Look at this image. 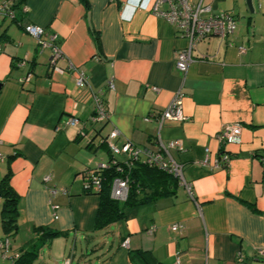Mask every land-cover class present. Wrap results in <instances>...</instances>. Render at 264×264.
Returning a JSON list of instances; mask_svg holds the SVG:
<instances>
[{"label":"crops","instance_id":"1","mask_svg":"<svg viewBox=\"0 0 264 264\" xmlns=\"http://www.w3.org/2000/svg\"><path fill=\"white\" fill-rule=\"evenodd\" d=\"M153 1L26 0L19 23L0 21V182L8 173L19 198L17 232L8 256L0 246V264L33 248L37 227L58 233L50 248L72 240L61 264H103L111 251L104 264H133L129 251L139 249L160 264H264L257 254L264 249V0L252 11L244 0H205L214 12L232 13L237 27L226 38L198 42L185 74L175 58L187 39L152 13ZM28 24L57 34L62 57L54 65L51 51L24 30ZM177 91L185 119L160 126L149 115ZM93 94L103 101L105 121L91 119ZM71 117L78 124L66 123ZM229 124L241 127L239 141L222 144L217 135ZM112 129L118 147L128 141L157 151L181 140V149L163 153L182 165L193 198L179 183L174 195L126 207L123 219L93 233L99 196L85 189L83 172L109 164L102 141ZM221 152L230 157L225 167L215 166ZM2 204L0 196V241ZM176 223L181 229L170 230Z\"/></svg>","mask_w":264,"mask_h":264},{"label":"built area","instance_id":"2","mask_svg":"<svg viewBox=\"0 0 264 264\" xmlns=\"http://www.w3.org/2000/svg\"><path fill=\"white\" fill-rule=\"evenodd\" d=\"M12 0H0V18L6 17L11 19L13 17V11L10 6ZM165 5L164 9L161 6ZM23 11H26L24 6ZM151 11L153 14L163 17L168 21L175 33L179 36L187 39V45L180 49L175 58L176 68L183 74L186 73L189 64L193 61L192 51L198 42L203 40L210 34L218 35L220 38H226L232 35L237 27L236 19L234 15L227 11L214 12L211 5L205 0H154L151 5ZM1 21V19H0ZM24 30L31 35L38 46L46 48L51 51V57L49 60L50 65H54L56 60L62 57L61 50L57 45V34L47 32L45 28L28 24ZM240 51H244L240 48ZM25 60L20 61L19 65H24ZM32 77V73L29 72L25 76L19 78L21 85L27 84ZM76 84L79 87L84 86L85 77L78 73ZM155 91L157 88H153ZM184 94L181 91H177L172 101L163 110L157 113H151L149 116L154 114L159 125H163L165 121H183L185 119L182 112V100ZM94 99V114L91 116L93 121H105L107 119V111L103 105L101 98L97 94H93ZM150 118V117H149ZM79 120L77 117H71L66 119V123L70 125L78 124ZM241 133V127L238 124L225 125L218 133L217 139L222 144L236 143L239 141ZM119 133L117 129H112L107 136L104 138V143L111 154V160L109 164L117 165L120 160L117 159V155H125L124 160L125 166L130 168L131 164L135 160H140L151 166L160 168L167 173L175 177L179 183L185 184L183 177V167L181 164L176 163L170 159H167L163 152H167L170 148L181 149V140H170L165 144H160V149L152 151L146 148H139L132 143L126 141L120 147L115 144V140ZM208 149H205V153ZM2 158L0 153V159ZM230 160L229 154L221 152L219 158L215 162L217 167H225ZM207 163V155L202 161ZM109 164H100L95 170H85L83 172V180L85 189L96 190L100 187L99 182V171L108 167ZM120 169V167H119ZM47 178V177H45ZM191 198V187L185 184ZM128 180L127 178H115L111 185V196L117 200H124L127 194ZM52 209H57V205H51ZM56 219V215L54 214ZM181 224L176 223L170 226V230L179 231ZM153 231V228L150 229ZM126 246L125 242L122 244ZM3 256H8L11 252V242L8 237L3 238L0 241ZM258 256L264 259V249H260L257 252ZM241 262V259H238ZM179 264V260H176ZM62 264H69L68 261H64Z\"/></svg>","mask_w":264,"mask_h":264},{"label":"trees","instance_id":"3","mask_svg":"<svg viewBox=\"0 0 264 264\" xmlns=\"http://www.w3.org/2000/svg\"><path fill=\"white\" fill-rule=\"evenodd\" d=\"M25 1L12 0L10 8L13 11V17L9 19L10 21L19 23L20 16L24 13ZM5 18L1 17L0 19L3 20ZM98 96L100 97V95ZM98 173L100 187L94 192L99 196V206L95 216L93 233L105 232L111 225L123 219L126 207L174 195L179 186V181L171 174L140 160L133 161L130 168L125 166L124 160L117 165L109 164L108 167L101 169ZM115 178H127L128 180L127 194L124 200H117L111 196V185ZM8 179L9 174L7 173L0 182V196L3 198L1 216L2 227L6 237L12 239L17 232L16 215L19 198L10 187ZM90 192L93 191L90 190ZM35 233L33 248L19 254L13 264H32L38 256L35 246L40 247L47 244L51 238L58 234L47 227H37L35 228ZM96 248L93 247L92 249L94 251L98 250V247ZM112 253L113 251L109 253L107 258L102 259L103 264L110 258ZM129 257L133 264H160L155 260L151 252L147 250H130Z\"/></svg>","mask_w":264,"mask_h":264},{"label":"rangeland","instance_id":"4","mask_svg":"<svg viewBox=\"0 0 264 264\" xmlns=\"http://www.w3.org/2000/svg\"><path fill=\"white\" fill-rule=\"evenodd\" d=\"M6 25V23H4ZM4 25V26H5ZM125 157V155H117L118 159H121L122 157ZM62 242H57V244H55L54 248H50V246L47 245H42L40 246V251H39V256L38 259L36 261L37 264H61V261L67 257L70 252L73 250V246H72V240L69 239L68 241H64V240H59ZM32 242V241H31ZM125 244H127L126 241H124ZM122 242V244L124 243ZM77 249H75L74 253V263L76 262L77 258L80 255V249H79V244L77 243L76 245ZM85 246V245H84ZM57 247V248H56ZM91 247V246H90ZM100 255V253H98ZM89 258H92L91 254L89 253ZM86 261H88L86 258H82V260H80V263H85ZM93 261V259H92Z\"/></svg>","mask_w":264,"mask_h":264},{"label":"water","instance_id":"5","mask_svg":"<svg viewBox=\"0 0 264 264\" xmlns=\"http://www.w3.org/2000/svg\"><path fill=\"white\" fill-rule=\"evenodd\" d=\"M245 4L247 5L250 11L256 10L257 8V0H244Z\"/></svg>","mask_w":264,"mask_h":264}]
</instances>
